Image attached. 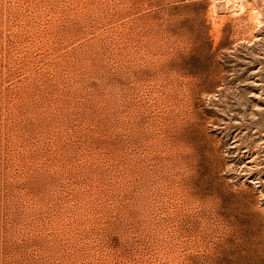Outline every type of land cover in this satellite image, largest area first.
I'll use <instances>...</instances> for the list:
<instances>
[{
	"label": "rangeland",
	"instance_id": "obj_1",
	"mask_svg": "<svg viewBox=\"0 0 264 264\" xmlns=\"http://www.w3.org/2000/svg\"><path fill=\"white\" fill-rule=\"evenodd\" d=\"M0 264H264V0H0Z\"/></svg>",
	"mask_w": 264,
	"mask_h": 264
},
{
	"label": "bare ground",
	"instance_id": "obj_2",
	"mask_svg": "<svg viewBox=\"0 0 264 264\" xmlns=\"http://www.w3.org/2000/svg\"><path fill=\"white\" fill-rule=\"evenodd\" d=\"M226 2H228L229 0H225ZM246 1V0H245ZM223 5V4H222ZM245 7V6H244ZM240 8H241V6H240ZM241 10V9H240ZM244 11V10H243Z\"/></svg>",
	"mask_w": 264,
	"mask_h": 264
}]
</instances>
